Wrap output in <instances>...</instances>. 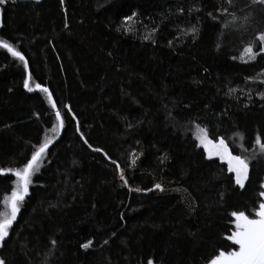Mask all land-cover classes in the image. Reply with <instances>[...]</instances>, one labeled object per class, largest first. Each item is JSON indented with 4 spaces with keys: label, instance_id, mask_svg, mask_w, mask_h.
<instances>
[{
    "label": "trees",
    "instance_id": "16d2710c",
    "mask_svg": "<svg viewBox=\"0 0 264 264\" xmlns=\"http://www.w3.org/2000/svg\"><path fill=\"white\" fill-rule=\"evenodd\" d=\"M193 27L195 35L189 31ZM260 33V0L0 3V39L28 62L25 67L0 48V170L22 168L51 140L0 245V259L5 264H168L166 256L153 253L144 261L143 250L159 238L171 243L199 236L202 226L177 194L154 193L150 174L134 176L140 189L119 184L133 150L155 134L156 125L182 138L185 156L200 147L199 129H207L210 139L223 138L233 155L246 159L241 186L225 162L202 149L206 175L189 183L208 219L223 226L218 243L194 264H210L220 251L237 249L227 238L236 231L232 213L254 218L264 203V151L257 143L258 138L264 143ZM250 44L257 55L245 60ZM29 74L31 90L24 87ZM186 174L182 166L176 176L183 180ZM16 181L13 171L0 172V212L8 210L5 197ZM83 229L96 234L86 261Z\"/></svg>",
    "mask_w": 264,
    "mask_h": 264
},
{
    "label": "rangeland",
    "instance_id": "374dc122",
    "mask_svg": "<svg viewBox=\"0 0 264 264\" xmlns=\"http://www.w3.org/2000/svg\"><path fill=\"white\" fill-rule=\"evenodd\" d=\"M262 47H264V43H262ZM256 55L257 51L253 49V53L246 54L245 60H252ZM252 56L254 58H251ZM199 144L200 147L193 149L188 156H185L186 143L182 138L173 137L170 131L162 125H156L155 134L144 138L133 150L131 166L121 171L120 186H128L133 189H140V185L132 182L136 174H150L153 178L154 193L177 194L180 201L188 207L192 218L202 226L201 234L191 239L171 243L165 242L162 238L157 239L150 250H143L144 261L149 253H153L154 257L166 256L168 264H194L205 255L209 246L218 243L219 234L223 230L222 224L219 221L208 219V211L203 209L196 192L191 190L189 186L194 177H204L206 175L201 150L203 149L209 158L216 157H210L200 141ZM222 161L227 164L226 160ZM182 166L187 168V174L183 180H179L176 175L180 172ZM231 172L236 177V173ZM122 175L123 179L121 178ZM157 184L161 185V188H156L155 185ZM206 185L211 186L213 182L206 181ZM95 236L94 232L87 229L82 230L81 249L84 261L89 258ZM89 240L92 241V244L88 248L82 247Z\"/></svg>",
    "mask_w": 264,
    "mask_h": 264
},
{
    "label": "snow or ice",
    "instance_id": "6c2138e0",
    "mask_svg": "<svg viewBox=\"0 0 264 264\" xmlns=\"http://www.w3.org/2000/svg\"><path fill=\"white\" fill-rule=\"evenodd\" d=\"M5 2L6 0H0V3ZM260 2L264 3V0H260ZM125 20H131V17H126ZM189 31L195 35L197 29L193 27L189 29ZM145 39H147V37H145ZM258 39L261 43H264V33H260ZM0 48L6 49L13 57L23 61L24 66L27 67L28 62L24 54L18 51L11 43L0 39ZM245 51L250 54L253 53V46L251 44L248 45ZM260 51L264 52V47H261ZM251 58H254V56ZM30 79L31 75L29 74L28 79L24 81L25 88H29ZM36 88L42 92L48 93L51 98V93L46 87L41 84H36ZM29 90L31 89L29 88ZM53 107H56L54 101ZM56 117L59 120V127L63 128L64 121L58 110L56 112ZM199 132L201 134L198 136V139L209 156H216L222 160H226L228 170L236 173V183L243 186L248 174V163L246 159L238 155H233L223 138L218 140L210 139L207 129H199ZM50 143L51 140H45L40 144L35 151H33L31 159H29L22 168L15 170H0V172L13 171L17 177L11 195L5 197V205L8 210L0 212V245H2L5 238L9 236V230L17 219L20 205L28 195L29 185L32 183V176L35 172L39 171L41 159L46 153ZM85 143H87V141H85ZM257 143L260 144L261 150L264 151V143H262L259 138L257 139ZM89 147H91V145H89ZM97 151H102V149H97ZM121 178L123 179V175ZM155 187L161 188V185L157 184ZM260 195L264 196V192L260 193ZM232 215L235 217L236 231L227 238L234 241L239 247L228 252L220 251L219 254L210 261V264H264V203L259 205L258 210L255 212V218H250L244 211H236L233 212ZM53 244H55V241H53ZM91 244L92 241L89 240L83 244L82 247L88 248ZM0 264H5V261L0 259ZM148 264H152V261L150 260Z\"/></svg>",
    "mask_w": 264,
    "mask_h": 264
},
{
    "label": "water",
    "instance_id": "95a60500",
    "mask_svg": "<svg viewBox=\"0 0 264 264\" xmlns=\"http://www.w3.org/2000/svg\"><path fill=\"white\" fill-rule=\"evenodd\" d=\"M56 108H57V106H56ZM61 133H62V129H61ZM18 214H19V213H18ZM18 214H17V217H18ZM6 238H7V237H6ZM6 238H5V239H6Z\"/></svg>",
    "mask_w": 264,
    "mask_h": 264
}]
</instances>
